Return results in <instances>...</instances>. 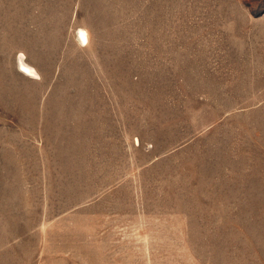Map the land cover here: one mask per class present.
<instances>
[{
  "label": "rangeland",
  "instance_id": "obj_1",
  "mask_svg": "<svg viewBox=\"0 0 264 264\" xmlns=\"http://www.w3.org/2000/svg\"><path fill=\"white\" fill-rule=\"evenodd\" d=\"M0 264H264V0H0Z\"/></svg>",
  "mask_w": 264,
  "mask_h": 264
},
{
  "label": "bare ground",
  "instance_id": "obj_2",
  "mask_svg": "<svg viewBox=\"0 0 264 264\" xmlns=\"http://www.w3.org/2000/svg\"><path fill=\"white\" fill-rule=\"evenodd\" d=\"M77 36H78L79 41L83 42V44H87L88 35L84 29H79ZM18 67H19V71L25 74L26 76L33 77V78H39V74L37 70L25 61L24 54H21L18 57Z\"/></svg>",
  "mask_w": 264,
  "mask_h": 264
}]
</instances>
